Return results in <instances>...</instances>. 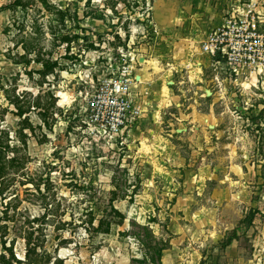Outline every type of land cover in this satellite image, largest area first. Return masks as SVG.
Segmentation results:
<instances>
[{
  "label": "rangeland",
  "instance_id": "1",
  "mask_svg": "<svg viewBox=\"0 0 264 264\" xmlns=\"http://www.w3.org/2000/svg\"><path fill=\"white\" fill-rule=\"evenodd\" d=\"M239 13L264 34V0H0V264H264V78L202 52Z\"/></svg>",
  "mask_w": 264,
  "mask_h": 264
},
{
  "label": "built area",
  "instance_id": "2",
  "mask_svg": "<svg viewBox=\"0 0 264 264\" xmlns=\"http://www.w3.org/2000/svg\"><path fill=\"white\" fill-rule=\"evenodd\" d=\"M202 52L224 62L236 74L250 73L254 80L264 78V34L259 32L258 20L254 15L247 14L244 19L239 13L238 16L227 19L202 43ZM109 78L115 79L105 80L110 82L107 86L112 93L110 101L123 104L122 116L119 117L121 124H124L130 107L127 96L130 94V79L125 80L126 85L123 87L121 78L117 75Z\"/></svg>",
  "mask_w": 264,
  "mask_h": 264
},
{
  "label": "trees",
  "instance_id": "3",
  "mask_svg": "<svg viewBox=\"0 0 264 264\" xmlns=\"http://www.w3.org/2000/svg\"><path fill=\"white\" fill-rule=\"evenodd\" d=\"M9 135V133H7ZM18 149L16 148V146H13V148L10 147L9 143H5L3 141L0 140V177H2V175L6 174L4 172L5 170V166L7 164L11 165L12 167H16L18 166L19 163V157H18V153H17ZM12 152L14 154H16L14 157L7 159V157L9 156V153ZM8 162V163H7ZM7 163V164H6ZM6 164V165H5ZM116 192L112 191V194H115ZM112 203V201H111ZM91 214H93V220H97L98 221V225L96 227H94L95 231L100 232V233H108L110 231V228L113 224H115L114 222H116L115 218L120 217L121 219L123 218V216L121 215L120 211H118V209L115 208L114 205H111V210H105L102 212V215L99 219H97V216L95 215L96 213L91 212ZM92 226L94 224V221L91 222ZM144 232L145 235L148 237H152L151 236V232L149 231V229L147 227H144ZM5 234V233H4ZM32 235L33 233H31V237L28 239V246L29 249H31L32 247ZM232 241V240H231ZM230 241V242H231ZM5 244V243H3ZM158 245H160V243L158 244V242H155V245L151 247V250H153L157 255H158V260H156L158 263H160L161 258H162V254H163V250L165 249L164 246L159 247ZM5 249L7 248L6 245L4 247ZM9 262V260L7 261V255L6 253H1L0 254V262Z\"/></svg>",
  "mask_w": 264,
  "mask_h": 264
}]
</instances>
